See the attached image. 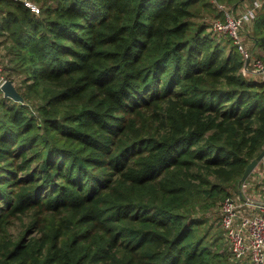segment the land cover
Listing matches in <instances>:
<instances>
[{"label":"trees","instance_id":"obj_1","mask_svg":"<svg viewBox=\"0 0 264 264\" xmlns=\"http://www.w3.org/2000/svg\"><path fill=\"white\" fill-rule=\"evenodd\" d=\"M241 1L0 0V264H254L214 208L264 148V80L203 19ZM247 25L264 62V0Z\"/></svg>","mask_w":264,"mask_h":264},{"label":"built area","instance_id":"obj_2","mask_svg":"<svg viewBox=\"0 0 264 264\" xmlns=\"http://www.w3.org/2000/svg\"><path fill=\"white\" fill-rule=\"evenodd\" d=\"M30 8L34 13L40 12V6L34 0H17ZM223 12V17L214 20L212 29L218 34L228 35L242 55L244 68L250 72L261 73L264 76V62L254 57L246 45L242 26L251 21L255 10L261 5V0H242L238 7L217 3ZM237 10V11H236ZM239 11V12H238ZM5 56L0 54V90L7 79ZM264 80V79H263ZM2 91V90H1ZM247 179L240 184L241 188L234 196H226L221 202L220 224L228 242L229 251L234 259L248 258L254 264H264V192L253 189L251 181H264V157ZM264 190V182H263ZM252 190L248 192V189Z\"/></svg>","mask_w":264,"mask_h":264},{"label":"water","instance_id":"obj_3","mask_svg":"<svg viewBox=\"0 0 264 264\" xmlns=\"http://www.w3.org/2000/svg\"><path fill=\"white\" fill-rule=\"evenodd\" d=\"M1 90L4 94V96L12 98L13 100H16V101H23V97L20 94V92L18 91V89L16 88L12 79L7 78L1 86ZM263 157H264V148L257 154L256 157H254L246 165L244 172L238 181V184H241L242 182H244L247 179V177L250 175V173L253 171V169L258 165V163L262 160Z\"/></svg>","mask_w":264,"mask_h":264},{"label":"rangeland","instance_id":"obj_4","mask_svg":"<svg viewBox=\"0 0 264 264\" xmlns=\"http://www.w3.org/2000/svg\"><path fill=\"white\" fill-rule=\"evenodd\" d=\"M35 1V3L36 4H38V2H36V0H34ZM39 5V4H38ZM239 8V7H238ZM243 11V8L240 6V8H239V11ZM237 11V10H236ZM238 11V12H239ZM218 17H214V16H205L203 19L206 21V22H208L210 25H209V30L211 29L212 31H213V29H212V25H213V22H214V20H216ZM198 19V18H197ZM249 22H245L244 24H243V26H242V33L244 34V39H245V41H246V45L248 46V48L251 50V52H252V54H253V56L254 57H256L257 55L256 54H258V53H261V50L260 49H256V50H253V47H252V44H251V41L247 38V33H248V30H250V28L251 27H249L247 24H248ZM0 54H2V55H5V49H4V47L2 46V45H0ZM250 74H251V76H253L255 79H257V80H263L264 79V76L261 74V73H255V72H249ZM256 183L257 182H262V181H260V180H258V181H255ZM256 183H255V185H256ZM237 186H238V190L241 188V186H240V184H237ZM221 202L222 201H220V203H219V205L217 206V207H215L214 208V210H215V212H217L218 213V219H217V222H218V224H219V226H220V228L222 229V226H221V224H220V212H221ZM224 240H225V238H224ZM225 243H226V241H225ZM226 245H228L227 243H226Z\"/></svg>","mask_w":264,"mask_h":264},{"label":"crops","instance_id":"obj_5","mask_svg":"<svg viewBox=\"0 0 264 264\" xmlns=\"http://www.w3.org/2000/svg\"><path fill=\"white\" fill-rule=\"evenodd\" d=\"M259 163H261V162H259ZM259 163H258V166H257V168H256L255 171H257V169L260 170V166H261L262 163H261V164H259ZM263 182H264V181H262V182H257V183H256V182L250 180V184H249V186H251L253 183H256V185L253 184V187L255 188V189H253V190H255V191L259 192V193H263V192H264V190H263V186H262V185H263ZM249 190L251 191L252 189L249 188V189H248V192H250Z\"/></svg>","mask_w":264,"mask_h":264}]
</instances>
